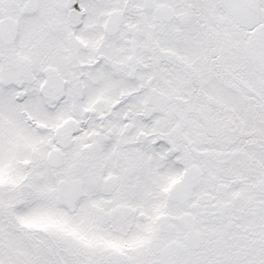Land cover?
<instances>
[{"label":"snow or ice","instance_id":"1","mask_svg":"<svg viewBox=\"0 0 264 264\" xmlns=\"http://www.w3.org/2000/svg\"><path fill=\"white\" fill-rule=\"evenodd\" d=\"M0 264H264V0H0Z\"/></svg>","mask_w":264,"mask_h":264}]
</instances>
